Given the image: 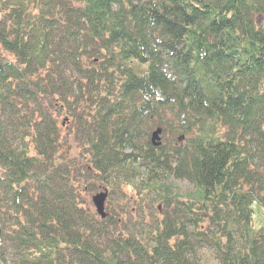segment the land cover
Returning <instances> with one entry per match:
<instances>
[{"label": "trees", "instance_id": "trees-1", "mask_svg": "<svg viewBox=\"0 0 264 264\" xmlns=\"http://www.w3.org/2000/svg\"><path fill=\"white\" fill-rule=\"evenodd\" d=\"M7 256L264 264V0H0Z\"/></svg>", "mask_w": 264, "mask_h": 264}, {"label": "rangeland", "instance_id": "rangeland-1", "mask_svg": "<svg viewBox=\"0 0 264 264\" xmlns=\"http://www.w3.org/2000/svg\"><path fill=\"white\" fill-rule=\"evenodd\" d=\"M158 139V138H157ZM156 139V140H157ZM171 179L172 178H169V179H167L166 181H165V183H171ZM173 180V179H172ZM174 184L176 185V187L178 188V189H180L181 191H184L185 189H187L188 188V184H187V182L186 181H183V180H174ZM98 191H103V189H98V190H96L95 192H91V193H89V195H88V199H89V201L91 202V196L93 195V194H95L96 192H98ZM108 196H109V194L107 193V197H106V200H105V205H104V210L106 211V206H107V198H108ZM157 205H161V202L160 201H158V200H156L155 202H154V206H157ZM93 207V206H92ZM159 213L158 212H156V214L155 215H158ZM256 213H253V216L255 215ZM213 255H212V253L211 252H209V251H204V253H203V255H202V257L204 258V260L206 261V262H210V260H211V257H212ZM8 257V263L9 264H12V261H11V258H10V256H7Z\"/></svg>", "mask_w": 264, "mask_h": 264}, {"label": "water", "instance_id": "water-1", "mask_svg": "<svg viewBox=\"0 0 264 264\" xmlns=\"http://www.w3.org/2000/svg\"><path fill=\"white\" fill-rule=\"evenodd\" d=\"M157 138H158L157 131H153V133H152V141L155 142V140ZM106 197H107V191L106 190L98 191V192H96L95 194H93L91 196L92 204H93L96 212L102 218L105 217V213H106L105 210H104V205H105Z\"/></svg>", "mask_w": 264, "mask_h": 264}]
</instances>
